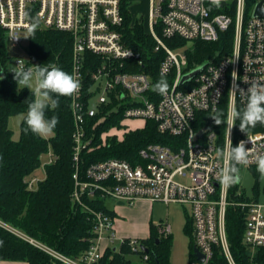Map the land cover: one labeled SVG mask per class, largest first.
Here are the masks:
<instances>
[{
    "label": "built area",
    "instance_id": "obj_1",
    "mask_svg": "<svg viewBox=\"0 0 264 264\" xmlns=\"http://www.w3.org/2000/svg\"><path fill=\"white\" fill-rule=\"evenodd\" d=\"M258 4L264 7V0H254L251 6H247V0H227L220 8L209 0H150L148 35L155 42L153 52H162L157 72L159 76L164 72L169 78L168 94L155 96L148 95L153 86L151 76L134 71L142 64L139 55L123 43L121 0H0V28L6 32L7 45H21L22 34L28 35V25L36 19L39 29L69 34L70 74L81 83L79 92L69 101L75 167L71 199L88 213L95 236L89 249L77 258L62 256L29 240L31 244L63 264H96L107 249L115 247L113 251L117 252L126 240L130 252L141 255L147 264L148 256L140 254L144 252L138 239H116L114 217L83 202L85 198L98 197L130 207L141 199L188 207L193 248L204 257L202 262L193 255L190 264H209L215 248L228 264H235L227 239L229 208L244 213L243 243L252 250L264 248V202L258 200L259 194L248 200L237 184L224 187L220 182V172L226 166L221 152H226L229 139L233 147L243 140L250 149L249 163L237 167L257 168L255 158L264 154V130L249 132L234 141V127L229 131L228 124L232 109L244 108L239 90H230L236 85L247 90L252 82L264 83V16L255 15ZM230 29L231 51L220 59L207 60L200 72L181 84L183 76L197 67L187 68L184 46H170L166 41L216 42ZM19 60L25 68L36 66L30 59L15 57L10 70ZM225 95L224 141L219 150L215 132L203 124L199 113L214 114ZM92 99L94 104L90 105ZM116 113L121 115L119 125L102 132L100 142L94 145L97 126ZM126 121H141L143 127L129 128ZM147 121L155 123L159 134L176 140L141 148L134 165L107 158L91 163L80 175L81 153L104 147L111 138L121 142L126 134L143 129ZM201 129L207 132L195 141L194 135ZM55 159L52 154L50 164ZM38 182L27 178L25 184L28 190H35ZM156 229L163 237L171 235L167 223L157 224ZM103 239L108 241L105 249L101 247Z\"/></svg>",
    "mask_w": 264,
    "mask_h": 264
},
{
    "label": "trees",
    "instance_id": "obj_2",
    "mask_svg": "<svg viewBox=\"0 0 264 264\" xmlns=\"http://www.w3.org/2000/svg\"><path fill=\"white\" fill-rule=\"evenodd\" d=\"M254 0H247L251 6ZM128 0H121L124 17L123 43L137 53L142 61L134 67L135 72L148 73L153 85L160 79L157 72L162 52H153L155 42L145 32L142 22L133 19L128 10ZM29 36V33H28ZM29 59L36 66L56 65L70 74L72 59V38L69 34L55 29H39L28 37ZM170 46H186L188 69L198 67L209 59H220L232 49L231 29L221 34L216 42L187 43L180 40H167ZM91 59V55L87 54ZM12 57L8 53L6 32L0 28V261L26 262L27 264H63L48 253L29 242L33 240L68 258H77L84 254L91 244L95 233L91 219L80 206L72 202L74 188L72 118L69 106L70 97L55 96L59 106L46 109V118L56 116L59 123L50 139L25 131L24 118L28 104L33 100L31 90L17 89L10 72ZM88 71V69H85ZM85 71V72H86ZM3 76V77H2ZM168 80L169 78L166 77ZM153 88V86H152ZM148 95L157 96L152 89ZM225 122L227 96L218 106ZM237 111L243 108L237 106ZM200 120L209 130L215 132L216 146L220 150L224 141V123L216 125L209 113H199ZM215 114V113H214ZM213 114V115H214ZM21 116L19 138L13 140L9 128L12 117ZM120 113L111 114L94 131V145L100 142L99 135L108 128L118 126ZM240 119L235 120L233 138L237 141L249 132L264 130V125L257 123L246 133L239 129ZM90 126L93 122H90ZM197 128H201L200 126ZM175 138L161 135L152 121H147L144 128L125 135L123 141L115 138L107 140V145L92 152L80 155L79 170L83 176L85 169L94 162L107 158L123 159L131 164L137 162L138 151L148 144H170ZM51 148L55 161L45 166V177L38 182L35 190H28L25 181L40 166V157ZM89 208L103 212L111 217L114 213L107 207V201L100 198L83 200ZM227 239L235 264H264V248L250 249L243 243L244 213L229 208L226 213ZM185 232L191 236L190 261L194 260L191 222L187 221ZM148 249L147 264H169L170 236L163 237L151 225L150 236L139 240ZM131 254L126 240L119 251L107 249L96 264H131L127 255ZM145 254V253H140ZM141 256V255H140ZM209 264H228L218 248Z\"/></svg>",
    "mask_w": 264,
    "mask_h": 264
},
{
    "label": "clouds",
    "instance_id": "obj_3",
    "mask_svg": "<svg viewBox=\"0 0 264 264\" xmlns=\"http://www.w3.org/2000/svg\"><path fill=\"white\" fill-rule=\"evenodd\" d=\"M222 2L226 3L227 0H209V3L216 8H220ZM25 16L27 17L28 14L25 13ZM38 27V19L30 21L28 25L29 36L33 35ZM13 38L19 39V37ZM10 72L14 73L13 79L17 84V89L28 88L34 97L28 104V111L24 118L27 126L25 131H30L41 137L53 134V130L59 123V119L56 116L46 118V109L49 107L55 109L59 106V101L54 99L53 95L71 97L78 93L81 88L79 78L56 65H33V67L25 68L21 60L18 61L17 66L10 70ZM218 76L219 73L216 79ZM232 76L236 80L235 72L232 73ZM237 89L241 94L244 108L242 111L232 109L230 112L228 118L229 131L236 125V119H240L239 129L244 133H246V129L250 127L254 128L257 123L264 125V83L252 82L247 90L239 88L236 85L230 92L234 93ZM152 90L162 96L168 94L169 84L166 79V73H161L160 79L153 85ZM222 115V112L216 110L215 114L211 116L216 125L224 123L221 119ZM221 154L225 156L226 161V166L220 172L222 186L228 187L238 184L240 182V169L237 166L249 163L250 149L246 148L245 141L243 140L233 147L229 139L226 152L222 151ZM255 162L257 164V171L261 177H264V154H258Z\"/></svg>",
    "mask_w": 264,
    "mask_h": 264
},
{
    "label": "rangeland",
    "instance_id": "obj_4",
    "mask_svg": "<svg viewBox=\"0 0 264 264\" xmlns=\"http://www.w3.org/2000/svg\"><path fill=\"white\" fill-rule=\"evenodd\" d=\"M148 0H133L130 1L129 6L135 5L136 3L140 8L145 6L147 8ZM135 13L134 9L131 7L130 14L133 18L143 23L145 32L150 30V26L147 21L146 12H142L139 9ZM28 36L26 33L22 34L24 42L19 45L17 48H12L8 46V53L14 59L15 57H20L23 60L29 59L28 49L29 43ZM188 47H183V51L187 50ZM12 62V61H11ZM12 63H10L11 66ZM28 89V88H27ZM95 89V88H94ZM30 90V89H29ZM94 104V99L90 101V105ZM213 115V114H212ZM211 115V116H212ZM21 116H15L9 120V128L13 132V140L19 138V124L21 122ZM125 125L129 128H141L143 123L141 121H126ZM108 128L106 131H108ZM53 134L45 136V139H50ZM53 151L51 148L48 149L40 157V166L29 176V180L35 179L36 181H41L45 177V166L50 164ZM240 169V182L237 184L238 189H241L244 193V196L248 200H254L255 194L258 193V200L264 202V177H261L260 173L257 171V168H248L246 166L239 167ZM181 183H187V180L177 179ZM37 183L35 184V186ZM114 202L107 201V207L109 208ZM135 205V204H134ZM152 223H168L171 226V245H170V255H169V264H190V253H191V236L185 232L186 222L189 221L188 217V207L170 204L166 205L161 202H156L154 205V213ZM146 234L141 238H145ZM134 239V238H132ZM115 244V243H114ZM112 243L111 246H114ZM127 259L131 264H144L141 256L136 253H131L127 255Z\"/></svg>",
    "mask_w": 264,
    "mask_h": 264
},
{
    "label": "crops",
    "instance_id": "obj_5",
    "mask_svg": "<svg viewBox=\"0 0 264 264\" xmlns=\"http://www.w3.org/2000/svg\"><path fill=\"white\" fill-rule=\"evenodd\" d=\"M130 1L128 0L129 4ZM131 7L134 9L135 13L140 11L146 12L147 21L150 11V0L147 2V8L143 6L142 8L136 3L135 5H130L128 10L130 12ZM131 15V14H130ZM133 18V17H132ZM135 19V18H133ZM156 202L151 203L148 200L141 199L138 200L134 206L121 205L120 203H114L111 211L114 213V235L116 239H147L150 236V227L153 225L156 228L157 224L152 223L154 205ZM159 224V223H158ZM168 224V223H167ZM171 228V226H170ZM172 229V228H171ZM146 234L145 238H141ZM108 246V241L103 239L101 241L102 249ZM0 264H27L26 262H12V261H0Z\"/></svg>",
    "mask_w": 264,
    "mask_h": 264
},
{
    "label": "water",
    "instance_id": "obj_6",
    "mask_svg": "<svg viewBox=\"0 0 264 264\" xmlns=\"http://www.w3.org/2000/svg\"><path fill=\"white\" fill-rule=\"evenodd\" d=\"M255 15L264 16V7H262L261 4H258V6L255 10ZM34 64L36 65V62ZM204 65H205V63H203L201 66L197 67L196 69L192 70L190 73L184 75L183 78L181 79V84L190 80L191 78H193L198 72H200L202 70ZM206 132H207V129L199 130L197 133H195L194 140L196 141L197 139L201 138L203 136V134H205ZM120 204L122 205V203H120ZM140 248L144 253L148 252V249L146 247H144L143 245H141ZM113 250H115V247L113 248ZM193 255L196 258H198L200 261H202V262L204 261V257L197 251L196 248H193ZM156 264H159V263H156Z\"/></svg>",
    "mask_w": 264,
    "mask_h": 264
}]
</instances>
